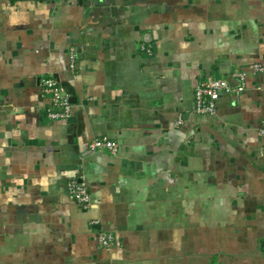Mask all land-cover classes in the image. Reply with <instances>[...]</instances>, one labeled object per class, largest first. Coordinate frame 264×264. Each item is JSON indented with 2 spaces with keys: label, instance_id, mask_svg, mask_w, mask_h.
<instances>
[{
  "label": "crops",
  "instance_id": "1",
  "mask_svg": "<svg viewBox=\"0 0 264 264\" xmlns=\"http://www.w3.org/2000/svg\"><path fill=\"white\" fill-rule=\"evenodd\" d=\"M255 63L264 0H0V264H264ZM238 73L239 96L194 111L200 80ZM48 76L67 119L47 118Z\"/></svg>",
  "mask_w": 264,
  "mask_h": 264
},
{
  "label": "built area",
  "instance_id": "2",
  "mask_svg": "<svg viewBox=\"0 0 264 264\" xmlns=\"http://www.w3.org/2000/svg\"><path fill=\"white\" fill-rule=\"evenodd\" d=\"M150 52L149 48H144ZM76 63V49L71 48L69 52V68L74 71ZM257 72H262L264 67L255 63L252 66ZM238 77L243 81L240 86L232 87L225 78H204L200 80L194 88V111L200 115H214L216 113V102L222 92L239 96L245 89L244 74L238 73ZM41 92L48 95L50 104L46 108L47 118L50 120H63L70 117L72 112V104L69 94L66 93L59 81L52 76L44 77L40 81ZM181 123L178 119L176 124ZM259 132L264 135V120L261 122ZM118 144L106 137L95 138L91 144V150H104L111 154H116ZM68 196L77 204L89 206L91 195L87 184L83 180L73 178L68 183ZM98 243L102 247H110L114 244V238L111 234L100 233L98 235Z\"/></svg>",
  "mask_w": 264,
  "mask_h": 264
}]
</instances>
